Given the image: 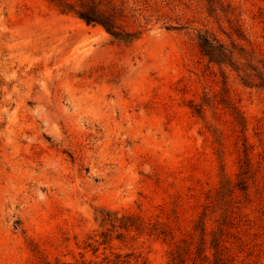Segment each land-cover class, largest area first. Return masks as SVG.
Returning a JSON list of instances; mask_svg holds the SVG:
<instances>
[{
	"label": "rangeland",
	"instance_id": "rangeland-1",
	"mask_svg": "<svg viewBox=\"0 0 264 264\" xmlns=\"http://www.w3.org/2000/svg\"><path fill=\"white\" fill-rule=\"evenodd\" d=\"M178 249L264 264V0H0V264Z\"/></svg>",
	"mask_w": 264,
	"mask_h": 264
},
{
	"label": "trees",
	"instance_id": "trees-1",
	"mask_svg": "<svg viewBox=\"0 0 264 264\" xmlns=\"http://www.w3.org/2000/svg\"><path fill=\"white\" fill-rule=\"evenodd\" d=\"M79 16L85 20L88 24L91 23H100L102 24L114 37L123 40V41H133L134 39H136L137 37H139V32H126L125 34H122L121 32H119L117 29H113V27L111 25H109L107 22H105L104 20L98 18L96 15H91L89 13H85L84 11H78ZM179 249L176 250V255L172 257V262H174L173 264H176V260L177 258L180 260H182L180 258L181 256V252L179 253ZM180 264V263H177Z\"/></svg>",
	"mask_w": 264,
	"mask_h": 264
}]
</instances>
